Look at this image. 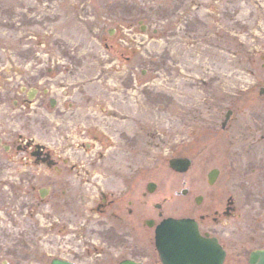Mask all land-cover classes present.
<instances>
[{
  "label": "flooded vegetation",
  "instance_id": "1",
  "mask_svg": "<svg viewBox=\"0 0 264 264\" xmlns=\"http://www.w3.org/2000/svg\"><path fill=\"white\" fill-rule=\"evenodd\" d=\"M194 5L196 14L201 6ZM88 7L78 2L70 12H90ZM76 17L84 22L91 18ZM112 32L102 38L110 61L137 66L138 32ZM92 39L101 49V32H93ZM96 52L75 51L74 58L66 54L74 60L68 66L60 61L61 53L52 56V66L44 59L36 66H0L2 264L54 259L163 264L156 229L170 219L193 220L201 238L218 245L221 264H249L251 253L264 248V208L249 201L264 199V111L239 121L243 112L228 109L222 130L243 128L229 135L232 141L224 153H213L225 163L214 167V183L207 175L206 187H186V180L169 185L168 179L151 175L154 162L169 165L173 158L187 157L193 164L199 155L162 153L154 160L148 150L170 149L169 134L184 131H157L151 112L138 111L135 99L115 97L104 109L101 52ZM120 103L125 109L116 110ZM241 198L249 200L242 205ZM213 257L215 261L216 251Z\"/></svg>",
  "mask_w": 264,
  "mask_h": 264
},
{
  "label": "rangeland",
  "instance_id": "2",
  "mask_svg": "<svg viewBox=\"0 0 264 264\" xmlns=\"http://www.w3.org/2000/svg\"><path fill=\"white\" fill-rule=\"evenodd\" d=\"M76 1L89 3L90 12H70ZM194 3L201 6L196 14ZM86 14L88 21H78L76 16ZM144 26L146 33L140 34ZM92 31L101 32V49ZM110 31L138 32L137 66L110 61L102 43ZM92 49L101 52L104 109L115 97L135 99L138 111L151 112L157 131H184L169 134L170 149L148 150L154 160L163 154L199 155L184 175L154 162L151 175L159 174L169 185L186 180V187H206L207 174L225 164L213 153H224L232 141L229 135L243 128L222 131L226 111L235 107L243 112L239 121L264 111L259 97L264 87V0H0V66H36L40 59L52 66V56L59 53L68 66L75 51ZM90 58L98 62L95 54ZM121 105L114 108L125 109ZM213 143L220 146H209ZM248 200L241 198L242 205ZM249 201L264 208V199Z\"/></svg>",
  "mask_w": 264,
  "mask_h": 264
},
{
  "label": "water",
  "instance_id": "3",
  "mask_svg": "<svg viewBox=\"0 0 264 264\" xmlns=\"http://www.w3.org/2000/svg\"><path fill=\"white\" fill-rule=\"evenodd\" d=\"M223 125L225 126L226 122ZM190 164H191V162L187 159H175V160H172L170 163L171 167L174 170H176L177 172H186L189 169ZM215 176H216V171H213L209 175L211 182L214 181ZM162 228L163 227H161V229ZM168 228H169L168 230H171V231H172V229H176L177 232H181V231L189 232V231L195 230V229H193L194 227L192 228V223L190 221H186V220L178 221V222H175L172 224L170 223V226H168ZM164 234H165V227L158 232V236H157V247H158L160 256L163 259V261H164V258H166V251H165L166 245L163 241V235ZM195 238L197 239L196 235H195ZM189 239H191V238L186 237L185 239H183V237H181V235H180L179 244L183 245V243H184L186 248L189 247L188 250L189 249L193 250V249H196L199 247V246H197L196 243H192ZM196 257H198L197 253L193 250L192 252H190V255L187 257V260H191L190 262L194 263V258H196ZM207 262H209V260ZM52 264H69V263L63 262V261H53ZM123 264H134V263H123ZM250 264H264V250L253 252L251 254V258H250Z\"/></svg>",
  "mask_w": 264,
  "mask_h": 264
},
{
  "label": "bare ground",
  "instance_id": "4",
  "mask_svg": "<svg viewBox=\"0 0 264 264\" xmlns=\"http://www.w3.org/2000/svg\"><path fill=\"white\" fill-rule=\"evenodd\" d=\"M137 108H139V106H137ZM129 109V108H128Z\"/></svg>",
  "mask_w": 264,
  "mask_h": 264
}]
</instances>
